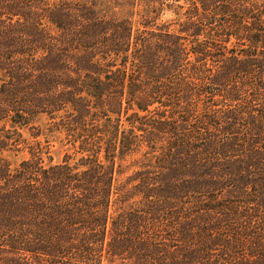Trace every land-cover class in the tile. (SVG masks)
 <instances>
[{
    "label": "trees",
    "instance_id": "1",
    "mask_svg": "<svg viewBox=\"0 0 264 264\" xmlns=\"http://www.w3.org/2000/svg\"><path fill=\"white\" fill-rule=\"evenodd\" d=\"M171 1L0 0V264H264V0Z\"/></svg>",
    "mask_w": 264,
    "mask_h": 264
},
{
    "label": "rangeland",
    "instance_id": "2",
    "mask_svg": "<svg viewBox=\"0 0 264 264\" xmlns=\"http://www.w3.org/2000/svg\"><path fill=\"white\" fill-rule=\"evenodd\" d=\"M67 1H80V0H67ZM94 4H97L98 8L103 11L109 17L123 19V18H133L138 19L139 14L146 8L158 7L159 3L173 4L171 0H91ZM130 2V3H129ZM180 4H185V0H181ZM152 17L158 18V23H173L176 19V15L173 10H169L165 6V10L157 16V14H152ZM177 27L173 26L172 30ZM36 125L40 126L44 135L40 137V140L45 142L50 141L51 156L53 158L54 164H60L63 162L65 155L73 153L72 147L68 144L66 134L61 131L54 130L50 132V121L46 115H41L36 121ZM25 135L29 136L28 131H25ZM31 142L34 141L33 138H29ZM28 157V154H22L19 158H15V163H19L21 160ZM138 155L129 156L124 161H117L116 163V178L117 186L124 185L127 179L132 176L136 171L140 169L141 163L139 161ZM48 161V160H47ZM74 163V161H73ZM131 204V203H130ZM112 212H115L113 208Z\"/></svg>",
    "mask_w": 264,
    "mask_h": 264
}]
</instances>
